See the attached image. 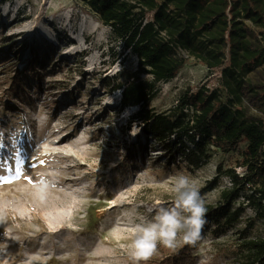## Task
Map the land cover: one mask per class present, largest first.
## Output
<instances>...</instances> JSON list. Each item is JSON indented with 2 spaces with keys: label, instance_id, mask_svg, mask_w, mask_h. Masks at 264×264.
<instances>
[{
  "label": "rangeland",
  "instance_id": "obj_1",
  "mask_svg": "<svg viewBox=\"0 0 264 264\" xmlns=\"http://www.w3.org/2000/svg\"><path fill=\"white\" fill-rule=\"evenodd\" d=\"M235 1L202 0L200 11L166 2L187 19L167 30L178 38L184 64L174 79L158 82L138 73L137 57L80 0H0V44L41 40L55 51L53 65L38 64L35 76L28 70L15 94L0 45V264H137L131 253L139 217L151 219L173 204L178 175L194 179L206 203L232 186L223 175L202 192L219 164L243 173L240 152L213 147L200 167L179 154L167 158L165 146L145 137L144 122L133 118L138 106L122 108L121 90L111 83L133 74L150 108L177 115L179 96L205 83L209 72L183 34L203 29L218 10L229 13L231 26H211L230 38L245 79L264 83V0ZM249 31L263 47L259 55L248 50ZM29 56L28 49L15 56L20 71L30 68ZM55 81L67 88L49 90ZM240 201L246 206L240 222L205 233L189 264H230L240 229L252 222L249 234L264 235V217L244 196ZM152 256L139 264H152Z\"/></svg>",
  "mask_w": 264,
  "mask_h": 264
},
{
  "label": "trees",
  "instance_id": "obj_2",
  "mask_svg": "<svg viewBox=\"0 0 264 264\" xmlns=\"http://www.w3.org/2000/svg\"><path fill=\"white\" fill-rule=\"evenodd\" d=\"M179 1V0H167ZM166 1V2H167ZM202 0H181L191 10H199ZM98 20L111 27L112 34L123 41L138 60V73L150 75L155 81L169 82L174 79L184 64L177 48L181 47L176 36L169 35V27L182 28L185 17L173 11L166 2L159 0H80ZM237 4L241 1L236 0ZM229 28L230 15L218 10L205 21V26L193 29L185 47L189 53L208 68V80L197 88L187 87L179 96V113L173 117L162 115L150 108L145 101L144 89L132 81L133 74H124L113 81L111 90H121V107L138 106L132 115L144 122L145 137L151 135L165 146L166 157L182 155L191 167H200L211 157V148L223 152L237 151L241 154L236 168L217 167V174L202 192L218 186L220 176L231 179L232 186L221 191L216 203H206V224L202 236L207 232L219 233L240 222L245 211L244 196L264 217V83L247 80L241 71L240 56L228 35L214 28ZM183 30V29H182ZM243 27L240 28V31ZM262 36L264 38V29ZM251 41L248 50L259 55L263 47L256 42L257 34L249 31ZM1 43L4 70L10 75L12 93L19 94L24 88L23 77L28 70L37 75V65L51 66L50 57L54 49L43 47L41 40L17 44L15 41ZM53 46L52 44H50ZM28 49L30 68L20 71L17 58ZM42 50V51H41ZM39 54V55H38ZM27 75V74H26ZM61 82L50 83L58 90L67 88ZM110 84V83H109ZM41 89V85H39ZM251 110H255L254 112ZM142 144V143H141ZM253 222L240 229L234 245V258L230 264H264V235H250ZM194 246L181 245L169 249L158 245L152 256V264H189L193 259Z\"/></svg>",
  "mask_w": 264,
  "mask_h": 264
},
{
  "label": "clouds",
  "instance_id": "obj_3",
  "mask_svg": "<svg viewBox=\"0 0 264 264\" xmlns=\"http://www.w3.org/2000/svg\"><path fill=\"white\" fill-rule=\"evenodd\" d=\"M174 190L175 200L171 206L158 207L151 219L139 217L131 253L137 264L148 260L158 245L175 249L181 243L195 246L202 239L208 209L196 181L180 174L176 177Z\"/></svg>",
  "mask_w": 264,
  "mask_h": 264
}]
</instances>
